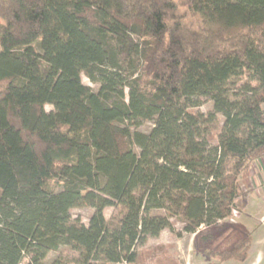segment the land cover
<instances>
[{
	"label": "trees",
	"instance_id": "1",
	"mask_svg": "<svg viewBox=\"0 0 264 264\" xmlns=\"http://www.w3.org/2000/svg\"><path fill=\"white\" fill-rule=\"evenodd\" d=\"M189 8L194 31L173 0H0V264H68L46 262L62 246L75 264H132L171 216L209 264L245 259L244 228L225 252L208 245L264 154V0ZM200 98L213 110L191 111ZM82 205L88 225L72 221Z\"/></svg>",
	"mask_w": 264,
	"mask_h": 264
},
{
	"label": "rangeland",
	"instance_id": "2",
	"mask_svg": "<svg viewBox=\"0 0 264 264\" xmlns=\"http://www.w3.org/2000/svg\"><path fill=\"white\" fill-rule=\"evenodd\" d=\"M176 5L175 19L181 22L187 30L194 31L202 27V22L198 15H195L189 8L190 0H173ZM4 23L3 20H0ZM83 84L89 86L94 91L98 90V84L91 82L86 76H81ZM127 96V90H125ZM52 107L45 106L49 111ZM193 112L208 113L213 110L212 102L208 98H200L199 105L190 109ZM219 118H221L219 116ZM153 128V123L143 121L136 128L143 133H149ZM215 141L212 140L211 143ZM138 152V149L135 147ZM264 155V154H263ZM261 156L254 163V167L239 178L238 183L245 194L246 205L239 210H234L227 218L218 220L217 225L211 228L213 238L210 241L209 250L225 252L231 249L237 240L243 238L241 228L251 233V242L244 260H229L225 264H264V156ZM262 159V160H261ZM50 186L57 188L55 181L50 182ZM140 195V192L137 193ZM72 221H79L88 225L93 209L87 205H82L71 209ZM104 217L110 224H115L121 217L120 208L107 207L103 211ZM171 228L163 229L156 237H149L144 245H134L130 247L133 254L132 264H209L208 260L199 250L196 249L198 238L195 234L185 232L183 221L176 216L169 219ZM201 227L198 231L204 230ZM95 236V235H93ZM202 244L200 241L198 242ZM125 251L113 260H100L97 264H127L124 260ZM127 254V253H126ZM77 253L69 247L62 246L57 251L48 254L46 262L53 259H66L68 264H75ZM214 262H216L214 260Z\"/></svg>",
	"mask_w": 264,
	"mask_h": 264
},
{
	"label": "crops",
	"instance_id": "3",
	"mask_svg": "<svg viewBox=\"0 0 264 264\" xmlns=\"http://www.w3.org/2000/svg\"><path fill=\"white\" fill-rule=\"evenodd\" d=\"M264 156V155H263ZM258 160V159H257ZM262 160V159H261ZM256 161H254L253 162V164H252V166H251V168H250V170L252 169V167H254V163H255ZM246 202H247V199H246Z\"/></svg>",
	"mask_w": 264,
	"mask_h": 264
}]
</instances>
